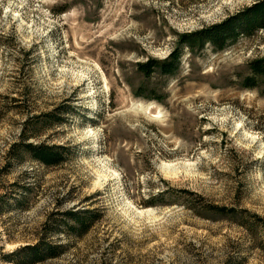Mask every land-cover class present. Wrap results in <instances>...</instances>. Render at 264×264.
I'll return each instance as SVG.
<instances>
[{"label": "rangeland", "instance_id": "rangeland-1", "mask_svg": "<svg viewBox=\"0 0 264 264\" xmlns=\"http://www.w3.org/2000/svg\"><path fill=\"white\" fill-rule=\"evenodd\" d=\"M255 1L0 0V264L71 211L96 221L39 264H264V85L242 86L264 33L137 68ZM29 119L63 164L11 159Z\"/></svg>", "mask_w": 264, "mask_h": 264}, {"label": "trees", "instance_id": "trees-1", "mask_svg": "<svg viewBox=\"0 0 264 264\" xmlns=\"http://www.w3.org/2000/svg\"><path fill=\"white\" fill-rule=\"evenodd\" d=\"M196 2L198 0H187ZM259 33H264V0H256L252 5L227 17L222 22L211 27L205 28L192 34L181 35L178 37L177 45L172 49L168 57L160 62L156 60H148L142 65H138V70L145 76H150L155 70L166 76H174L178 72L182 51L202 50L206 45L211 46L214 51L221 52L228 46L233 45L241 39H252ZM259 83L264 85V58L255 60L249 64V75L244 78L242 86L246 89H255ZM55 110L52 119L47 117L46 123L52 122L53 125H60L64 122L61 118L62 112L59 114ZM40 117V116H39ZM52 117V116H51ZM37 118V117H36ZM38 129L37 124H32V120H28L24 125L20 134L19 144L11 146L9 153L12 160L21 161L28 158L45 168H55L63 164L68 156V150L60 147H50L45 144H33L31 138H36ZM24 189V187H23ZM24 189V196L28 193ZM25 198L15 201V206L22 208ZM218 213L235 216V210L218 208ZM62 220L49 223L46 222L41 237L36 244L25 246L15 253L10 254L7 261L14 264H39L47 260L58 258L63 249L61 245L52 244L45 237L50 235V230L54 233L64 231L67 235L81 237L86 234L96 221V214L90 211L67 212L61 214ZM253 222L245 225L247 229H252L255 234H261L264 237V219L258 216H252ZM245 219V218H244ZM246 221V219H245ZM244 226V223H239ZM264 252V239L262 240V248Z\"/></svg>", "mask_w": 264, "mask_h": 264}]
</instances>
